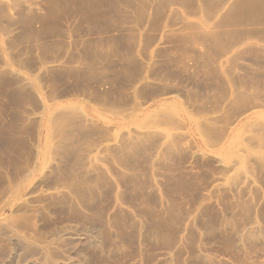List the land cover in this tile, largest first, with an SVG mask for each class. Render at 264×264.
Segmentation results:
<instances>
[{
	"label": "rangeland",
	"instance_id": "obj_1",
	"mask_svg": "<svg viewBox=\"0 0 264 264\" xmlns=\"http://www.w3.org/2000/svg\"><path fill=\"white\" fill-rule=\"evenodd\" d=\"M0 264H264V0H0Z\"/></svg>",
	"mask_w": 264,
	"mask_h": 264
}]
</instances>
